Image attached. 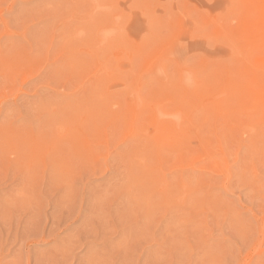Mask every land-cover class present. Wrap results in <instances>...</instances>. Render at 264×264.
I'll list each match as a JSON object with an SVG mask.
<instances>
[{"label":"rangeland","instance_id":"rangeland-1","mask_svg":"<svg viewBox=\"0 0 264 264\" xmlns=\"http://www.w3.org/2000/svg\"><path fill=\"white\" fill-rule=\"evenodd\" d=\"M263 18L0 0V264H264Z\"/></svg>","mask_w":264,"mask_h":264},{"label":"bare ground","instance_id":"bare-ground-1","mask_svg":"<svg viewBox=\"0 0 264 264\" xmlns=\"http://www.w3.org/2000/svg\"><path fill=\"white\" fill-rule=\"evenodd\" d=\"M145 14V13H144ZM170 14V13H169ZM261 18H262V16H261ZM260 19V18H259ZM264 19V18H263ZM253 22V21H252ZM258 22H261L260 24H264V21H263V23H262V20L261 21H258ZM260 24L258 23V25L257 26H260ZM263 28H264V26H262ZM248 28H249V26H248ZM257 28V27H256ZM259 28V27H258ZM263 30V29H262ZM264 32V31H263ZM225 33V32H224ZM261 35V34H260ZM262 35H263V33H262ZM232 44V43H231Z\"/></svg>","mask_w":264,"mask_h":264},{"label":"clouds","instance_id":"clouds-1","mask_svg":"<svg viewBox=\"0 0 264 264\" xmlns=\"http://www.w3.org/2000/svg\"><path fill=\"white\" fill-rule=\"evenodd\" d=\"M177 119H179V118L177 117Z\"/></svg>","mask_w":264,"mask_h":264}]
</instances>
